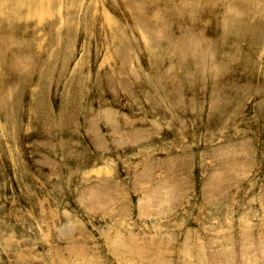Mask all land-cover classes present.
Here are the masks:
<instances>
[{"label":"rangeland","instance_id":"obj_1","mask_svg":"<svg viewBox=\"0 0 264 264\" xmlns=\"http://www.w3.org/2000/svg\"><path fill=\"white\" fill-rule=\"evenodd\" d=\"M0 264H264V0H0Z\"/></svg>","mask_w":264,"mask_h":264}]
</instances>
